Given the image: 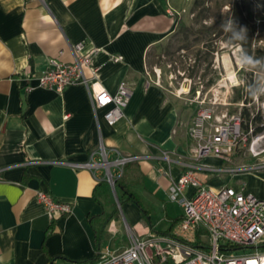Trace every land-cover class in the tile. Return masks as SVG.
Masks as SVG:
<instances>
[{
	"label": "crops",
	"instance_id": "crops-1",
	"mask_svg": "<svg viewBox=\"0 0 264 264\" xmlns=\"http://www.w3.org/2000/svg\"><path fill=\"white\" fill-rule=\"evenodd\" d=\"M181 8L176 0H0V264H50L52 258L51 264L93 263L95 235L88 218L103 211L112 215L101 249H123L124 225L140 237L152 233L133 203H118L107 181L116 207L96 201V185L104 179L100 168L87 163L95 161L101 145L137 156L143 180L133 189L151 208L157 231L181 219L182 207L170 200L169 186L194 162L186 129L194 112L151 72ZM78 41L98 49L92 68L82 66L89 82L112 94L125 82L130 91L114 125L105 121L104 108L94 106L88 84L61 92L37 84L35 76L50 59L72 62ZM114 56L122 59L113 61ZM162 151L176 161L165 162ZM252 161L241 154L229 161L206 156L200 163L208 168L195 169V175L208 187L243 188L264 199V169L235 170ZM38 190L69 203L70 213L50 220ZM193 193L187 186L184 195Z\"/></svg>",
	"mask_w": 264,
	"mask_h": 264
},
{
	"label": "built area",
	"instance_id": "built-area-1",
	"mask_svg": "<svg viewBox=\"0 0 264 264\" xmlns=\"http://www.w3.org/2000/svg\"><path fill=\"white\" fill-rule=\"evenodd\" d=\"M236 50L242 53L239 43H236ZM72 51L74 58L70 63L50 59V66L35 76L38 86L61 92L72 84H88L94 106L105 109L103 117L107 124H116L123 117L129 100L126 83L121 82L112 94L97 81L89 82L83 75L82 66H92V57L98 49L78 41L72 45ZM234 58L241 67L243 60L236 54ZM120 59L122 56L112 58L113 61ZM227 81L228 78L219 79L208 87L199 83L193 92L191 102L196 109L187 134L193 141L194 162L186 164V170L171 179L169 186L170 200L178 202L183 210L174 227L175 237L152 233L136 236L121 250L105 247L96 251L91 264H264V199L243 188L208 187L195 175V169L208 168L200 163L206 156L229 161L233 154H241L253 161L239 165L236 171L264 169V95H259L264 84L259 85V90L254 93L259 99L254 100L246 95V83ZM239 85L243 86L241 99L234 101L231 95ZM231 106L236 111H231ZM245 108L249 111V119L243 115ZM257 127L261 130L257 131ZM98 153L103 156V161L87 165L96 170L104 167L106 175L103 179L111 186L121 175L124 164L137 159V156H122L102 145ZM161 154L167 163L176 161L168 151ZM111 167L119 169L117 176ZM187 186L194 188L191 197L184 195ZM36 197L44 205L50 220L71 211L69 203L55 199L48 192L38 190ZM198 232L203 242L194 247L192 244L197 241Z\"/></svg>",
	"mask_w": 264,
	"mask_h": 264
},
{
	"label": "rangeland",
	"instance_id": "rangeland-1",
	"mask_svg": "<svg viewBox=\"0 0 264 264\" xmlns=\"http://www.w3.org/2000/svg\"><path fill=\"white\" fill-rule=\"evenodd\" d=\"M194 1L176 0V3L178 7L183 6V9H180L179 17L187 25L193 26L198 31L191 34L187 40H184L181 38V33H176L177 28H175L176 30L170 36L169 41L158 49V53L151 64L154 65L151 72H153L155 78L158 77L161 81H166L170 87L169 89L178 97H181V100H184L188 107L193 108V112H195L196 105L191 102L193 93L189 91V88L191 90L199 83L204 87H208V85L214 84L219 79L228 78V83L229 80H235L240 84L242 81L246 83L251 76L253 80L259 82V85L264 84V69L260 68L258 64L245 63V57L242 53L237 52L236 44L232 45L229 42L228 31L232 26V10L234 4L240 0H205L203 4L197 7L195 12H192L191 8ZM200 10H204L201 21L196 16ZM209 25L214 27L211 33L206 34L199 31L202 26ZM224 25L226 26L225 29L218 34ZM252 44L254 49L264 48V29L260 25L256 26ZM235 54L243 60L241 67L236 64ZM242 88L241 85L234 88L231 95L232 100L236 95H240ZM230 110L236 111L233 106L230 107ZM190 122L186 126L187 130ZM122 156L128 155L124 154ZM112 157L110 159H113ZM238 157L241 158V156ZM238 160L240 161V159ZM102 161L103 156L98 154L95 162L100 163ZM111 168L114 175L117 176L119 169L116 167ZM99 172H102L103 177L106 175L104 167L100 168ZM124 229L128 234L123 237L121 242L123 248L129 246L131 240L137 236L134 231L130 228L127 229L125 225Z\"/></svg>",
	"mask_w": 264,
	"mask_h": 264
},
{
	"label": "trees",
	"instance_id": "trees-1",
	"mask_svg": "<svg viewBox=\"0 0 264 264\" xmlns=\"http://www.w3.org/2000/svg\"><path fill=\"white\" fill-rule=\"evenodd\" d=\"M205 0H195L191 11L195 12L197 7L200 4H203ZM204 10H200L197 12L196 16L200 19L204 16ZM231 27L229 28V42L231 44L239 43L242 47V54L244 57H251L257 61L255 65H259L260 68L264 69V48H257L254 49L252 41L253 36L256 30V26L260 25L262 29H264V0H240L234 4V8L232 10V23ZM240 26L246 28V38L244 40H239L235 38L234 32L239 31ZM225 25L219 30L218 34L223 32L225 29ZM176 33H181V38L187 40L191 34L196 33V29L193 26L187 25L180 17L176 19ZM213 25L209 26H202L199 31L201 33L209 34L213 31ZM250 64V63H249ZM246 95L248 98L252 97V95L259 90V82L253 80L250 76L246 82ZM195 88L191 89L193 93ZM241 99V94L236 95L234 97V101H238ZM243 115L246 119H249V111L245 108L243 110ZM261 130V127H257V131ZM138 161L133 160L124 164L122 173L119 177H117L114 181V188L116 192V197L118 203L122 204L124 202H131L133 203L140 211L145 224L149 227L152 234L156 235H166L170 237H175L172 233L173 226L178 222L180 218H175L169 228L165 231H157L154 227V224L151 221V208L144 203L141 197L134 191L133 187L141 184L143 178L141 174H139V168L137 166ZM137 170V171H136ZM94 197L102 208L105 206V202L112 206L113 208L116 207V202L112 200V196L110 193V189L108 184L105 180H101L96 185V193ZM115 210V209H114ZM116 211V210H115ZM114 213V212H112ZM110 213H104V211L96 216H91L88 218L89 224L94 231L95 235V245L96 251L101 249V241L104 234V228L106 222L111 218ZM100 219L102 222L100 223ZM179 241L181 239L177 238ZM203 241L199 237V232L197 233V241L192 245L194 247L200 246L199 243ZM233 248V247H232ZM55 258L50 260V264ZM87 261H83L82 263H86Z\"/></svg>",
	"mask_w": 264,
	"mask_h": 264
},
{
	"label": "clouds",
	"instance_id": "clouds-1",
	"mask_svg": "<svg viewBox=\"0 0 264 264\" xmlns=\"http://www.w3.org/2000/svg\"><path fill=\"white\" fill-rule=\"evenodd\" d=\"M234 36H235V38H237L239 40H244L246 38V28L240 26L239 31L234 32ZM244 62L245 63H250V64H256L257 63L256 60H254L251 57H247V56L244 58ZM259 95H264V90H261ZM259 95H255L254 94L252 96V99H254V100L259 99Z\"/></svg>",
	"mask_w": 264,
	"mask_h": 264
},
{
	"label": "water",
	"instance_id": "water-1",
	"mask_svg": "<svg viewBox=\"0 0 264 264\" xmlns=\"http://www.w3.org/2000/svg\"><path fill=\"white\" fill-rule=\"evenodd\" d=\"M112 188H113V190H114V193H115V189H114V185L112 184Z\"/></svg>",
	"mask_w": 264,
	"mask_h": 264
},
{
	"label": "bare ground",
	"instance_id": "bare-ground-1",
	"mask_svg": "<svg viewBox=\"0 0 264 264\" xmlns=\"http://www.w3.org/2000/svg\"><path fill=\"white\" fill-rule=\"evenodd\" d=\"M108 165V163H106ZM114 185V184H113Z\"/></svg>",
	"mask_w": 264,
	"mask_h": 264
}]
</instances>
